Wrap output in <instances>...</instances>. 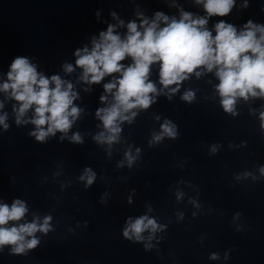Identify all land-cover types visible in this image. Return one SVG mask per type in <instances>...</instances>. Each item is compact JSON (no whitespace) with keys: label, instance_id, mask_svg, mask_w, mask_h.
Returning a JSON list of instances; mask_svg holds the SVG:
<instances>
[{"label":"clouds","instance_id":"1","mask_svg":"<svg viewBox=\"0 0 264 264\" xmlns=\"http://www.w3.org/2000/svg\"><path fill=\"white\" fill-rule=\"evenodd\" d=\"M195 3L203 6L205 16H194L181 9L179 19L156 12L149 20L138 13L141 22H129L125 35L116 31L117 25L109 24L106 31L99 33L98 39L93 37L90 50L88 47L76 50L75 63L83 70L82 81L98 84L105 77H112L110 82L103 85L104 92L111 95L112 102L96 111L105 130L94 137L97 142L109 145L118 142L120 123L126 120L131 122L136 115L131 110L148 108L154 102V96L160 94L155 83L149 79L151 66L156 63L159 64V83L163 88L176 85V88L170 89L173 93L191 74L199 77L202 73L197 69L207 72L215 70L219 80L216 90L221 97V105L225 112L233 115L238 97L245 100L249 96L264 97V25L249 20L238 31L234 25L220 20L214 26L213 35L207 28L208 19L228 15L235 0H195ZM244 7H247L246 2ZM112 16L116 18L114 12ZM119 26L123 27L124 21L120 20ZM127 58H131L132 62L125 65L122 62ZM64 69L67 73L74 71L71 64H65ZM0 92L7 93L19 105L13 109L16 124L32 123L35 130L30 135L41 143L57 132L67 135L82 111L74 105L78 93L74 91L72 83L59 75L46 77L25 56H17L12 61L7 80L0 84ZM194 95L188 91L182 99L191 102ZM100 100L107 102L108 95H101ZM3 107V102H0V109ZM29 110H32L33 116L24 120ZM130 112L131 115H127ZM6 119V114L0 115V125L5 130L8 128ZM260 119L264 127V112ZM164 136L173 139L177 136L175 125L167 120L161 126V133L154 135L153 139L159 142ZM71 139L75 143H82L79 133L73 134ZM215 151L216 147L213 146L212 152ZM125 159L131 167L136 157L129 151L125 153ZM120 166H123V162ZM259 172L264 176V167H260ZM248 175L250 173H244L245 177ZM95 179L96 174L90 168H86L80 176V180L86 181V187L92 185ZM182 196V192L177 193L178 200ZM191 202L199 207L195 200ZM27 212L28 207L20 199H15L11 205L0 202V250L10 245L12 253L26 254L27 250L40 244V239L35 235L37 232L47 234L52 230L50 215L45 216L42 222L39 217H34L31 222L20 223ZM163 227L148 215L134 220L129 217L123 236L130 241L143 242V234L148 232L147 239L151 241ZM149 247L150 244H145V249ZM209 258L216 260L219 256L212 253Z\"/></svg>","mask_w":264,"mask_h":264}]
</instances>
